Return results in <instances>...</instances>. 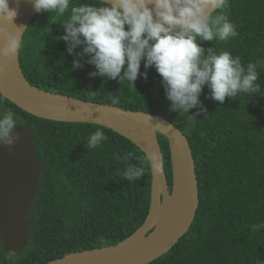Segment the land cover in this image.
I'll return each instance as SVG.
<instances>
[{"label":"trees","instance_id":"1","mask_svg":"<svg viewBox=\"0 0 264 264\" xmlns=\"http://www.w3.org/2000/svg\"><path fill=\"white\" fill-rule=\"evenodd\" d=\"M76 3H100L75 0ZM214 15H226L238 35L215 45L264 77V0H230ZM54 13H37L20 50L23 72L32 85L86 102L161 116L189 139L196 162L200 208L187 235L152 264H261L264 262V91L239 93L223 104L200 97L206 112H171L162 78L147 69L135 84L89 77L94 66L72 70L77 57L67 53L61 23ZM79 51V49L77 50ZM141 71H145L143 64ZM117 98L119 103L112 104ZM239 106L234 112V107ZM12 111L18 125L33 134L43 161L35 202L28 264H47L68 254L117 245L142 227L151 205L152 174L146 155L113 130L92 124L53 122L32 116L0 94V115ZM210 114L209 118L204 115ZM108 139L96 149L87 139L96 130ZM170 189L173 170L170 145L160 136ZM130 154V155H129ZM121 157H128L121 160ZM126 164L143 166L145 174L128 182Z\"/></svg>","mask_w":264,"mask_h":264},{"label":"clouds","instance_id":"2","mask_svg":"<svg viewBox=\"0 0 264 264\" xmlns=\"http://www.w3.org/2000/svg\"><path fill=\"white\" fill-rule=\"evenodd\" d=\"M20 0H0V63L15 60L23 46L27 28L18 25ZM39 13L68 16L63 23V40L67 53L77 57L72 70L94 66L89 77H103L135 84L141 76L148 78L147 69L154 68L162 78L169 111L188 113L198 109L206 112L200 97L205 86L209 98L223 104L226 98L239 93L253 95L264 91L257 65L247 66L239 56L229 51L217 54L215 45L236 37V25L226 15H214L229 6L230 0H101L100 3H76L75 0H30ZM218 9V10H217ZM79 49V51H77ZM145 71H141V66ZM119 103L117 98L112 104ZM237 110L239 109V106ZM190 115V114H189ZM204 115L205 118L207 117ZM194 117L193 115H190ZM14 113L0 115V147L13 146L20 138ZM108 137L96 130L87 139V148L101 146ZM130 155V154H129ZM128 157H121L125 160ZM40 159V158H39ZM41 160V159H40ZM159 168V155L146 157ZM145 174L143 166L126 164L123 178L139 180ZM264 224L253 225L254 232ZM264 264V262H261Z\"/></svg>","mask_w":264,"mask_h":264},{"label":"water","instance_id":"3","mask_svg":"<svg viewBox=\"0 0 264 264\" xmlns=\"http://www.w3.org/2000/svg\"><path fill=\"white\" fill-rule=\"evenodd\" d=\"M36 15L30 0H20L18 25L28 29ZM0 94L40 119L113 130L134 143L146 157L156 153L161 161L159 168L150 164L151 205L142 227L117 245L71 253L47 264H152L169 253L190 231L200 208L199 181L190 141L173 123L161 116L42 90L26 78L20 51L15 60L0 63ZM15 132L20 134L19 140L11 147H0V221L4 238L12 247L23 243V238L18 236L21 218L34 208L44 165L38 157L31 130L18 125ZM160 136L170 145L172 189Z\"/></svg>","mask_w":264,"mask_h":264},{"label":"flooded vegetation","instance_id":"4","mask_svg":"<svg viewBox=\"0 0 264 264\" xmlns=\"http://www.w3.org/2000/svg\"><path fill=\"white\" fill-rule=\"evenodd\" d=\"M34 213L35 203L34 208L27 211L26 215L21 218L22 226L18 230V236L20 239L23 238V243L14 247L10 245V242H6L0 221V264H28L29 249L33 237Z\"/></svg>","mask_w":264,"mask_h":264}]
</instances>
